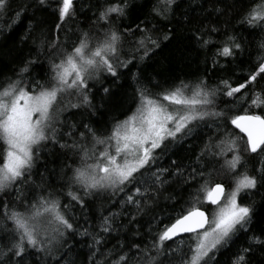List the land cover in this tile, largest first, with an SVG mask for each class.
I'll use <instances>...</instances> for the list:
<instances>
[{
	"label": "snow or ice",
	"instance_id": "snow-or-ice-1",
	"mask_svg": "<svg viewBox=\"0 0 264 264\" xmlns=\"http://www.w3.org/2000/svg\"><path fill=\"white\" fill-rule=\"evenodd\" d=\"M237 26L264 33V0H0V264H77V237L83 264H221L222 250L227 264H264V195L240 202L264 189V115L233 114L264 110V38ZM202 55L203 75H173ZM190 138L202 140L194 161L189 146L190 163L160 165ZM214 174L234 178L227 196ZM97 200L119 210L89 230L75 211L87 224Z\"/></svg>",
	"mask_w": 264,
	"mask_h": 264
},
{
	"label": "trees",
	"instance_id": "trees-1",
	"mask_svg": "<svg viewBox=\"0 0 264 264\" xmlns=\"http://www.w3.org/2000/svg\"><path fill=\"white\" fill-rule=\"evenodd\" d=\"M17 3H22L24 2V0H16ZM93 2H95V0H93ZM101 3H103V0H100ZM244 4L247 3V0H243ZM15 7V5H14ZM52 10L50 9L48 13L43 14L44 18L48 20L49 24L54 23L55 21V17L53 15H51ZM29 15H31V12H29ZM38 16H40V14H37ZM87 16L91 17L92 16V12H87ZM81 23H80V27L86 29L89 24L90 21L85 20L84 15L82 14L79 17ZM125 23H127V21H124ZM22 29L18 28L17 29V33H19ZM237 30L243 34V36L246 38V40L248 41H255V42H259L260 39L264 38V33L259 32V30H253V29H246V28H240L239 26H237ZM54 35V34H53ZM61 38H63L62 34H61ZM16 39V33L12 34L9 41H8V45L9 47L12 44V41ZM252 51V61H255V56H256V51H255V47L253 45V47L251 48ZM27 53V49H25V54ZM42 62L45 65V68H47V61L44 60L43 58ZM244 63L243 64H238V65H234L235 67V72L232 74L231 79L232 82L235 84L237 82H243V77L246 76L248 74V72L251 70V65L247 62L248 61V57L245 56L244 58ZM197 65H199L200 68V74L203 75L204 74V68H205V64H204V56H200L199 59L196 61V63L192 64L191 68H187L183 65L179 66L176 68V70L174 71L173 75L176 74H180V78L181 79H191V76H185L183 75V73H188V72H194ZM207 67L210 69L211 68V59L209 57L208 60V65ZM11 73H9L10 75ZM220 75H227V74H223L221 73ZM209 76H210V83L215 84L218 79L219 76L217 75H213L212 72H209ZM156 79L158 80L159 77H156ZM122 84H125V89L128 93H131L132 88L129 87L128 85L132 84V81L129 79L127 82H125L124 80H121ZM261 85H264V81H261L259 84L256 85L257 88H259ZM235 109L236 111L233 114H244L243 109H247L248 114H260V115H264V110L259 109V108H255V107H249L248 105H241L239 102L235 105ZM121 119H123V117H120ZM237 134L242 135L241 133L238 132V130H235ZM209 134V130L205 129L204 133H203V138L206 140L207 139V135ZM189 146H191L192 151H189L187 153L188 156H191L192 161L195 160V156L192 155V152L194 151L195 153H199L200 151V147L202 146V140L200 139H195V138H190L189 140H187L183 147L180 149H173V152H169L168 155H166L159 163L161 166H169L170 164V159H183L184 163H190L191 161H189L188 159H186V153H185V149H188ZM245 159L247 160V169L250 171L253 167L254 164H256V161L259 159L257 158H253L250 154L245 156ZM71 162V161H69ZM258 166V165H257ZM212 167L215 168H219V164L213 165ZM240 171H243V169H240ZM213 183H223L224 187H225V196H227V194L230 193V191L232 190V188L234 187V178L232 176H227L225 177L223 174L220 175H213ZM195 191V186L194 187H190L188 188V192H193ZM261 195H247L244 192H242L240 194V202L241 203H252L253 199L257 202V205L259 206L260 203H262L261 200V196L264 195V189H261ZM185 199H190V197L187 195V193L185 194ZM225 199L222 200L221 204L225 203ZM103 202L100 200H97L95 205L92 207L91 212L88 214V223L85 224L84 222V218L83 216H81L80 210L76 209L75 211V215L77 216V218L79 219L80 224L82 225V227H86L89 228V230L93 229L94 227H96L97 225L100 224V216L101 213L104 212L105 209L107 208H112L114 211H118L119 207L118 205H111V204H104L103 207H101V204ZM163 203V201H162ZM203 208L204 210L208 213L209 217H211L215 211H217V206L215 205H210V204H203ZM167 211L171 212V209H168ZM179 212V206H177L176 208V212L172 213V215H176ZM167 222V221H166ZM147 225L144 226V228L142 229V232H146L147 231ZM156 230V227L153 226V231ZM113 236H116V233H113ZM190 236H184V237H180L177 238L176 243L179 244L181 243V240L184 241V246L187 247V244L190 242ZM78 240L81 241L80 244H77L75 246V251L73 253L70 254L71 257L76 258L77 254H79V258L77 259V264H83V261L86 258V255L89 252V249L86 246H83V242L85 240H87V237H77ZM122 239V236H121ZM148 240H150V238H146L145 242H148ZM90 242V241H89ZM245 242V239L243 236H241L240 240L237 241V244L233 247L232 251H235L236 248L242 246ZM171 243V242H168ZM115 244V240L109 238V244L108 247L111 248L112 245ZM224 251V255H218L217 259L220 260L221 264H227L228 261V256H229V252L227 250H222Z\"/></svg>",
	"mask_w": 264,
	"mask_h": 264
},
{
	"label": "water",
	"instance_id": "water-1",
	"mask_svg": "<svg viewBox=\"0 0 264 264\" xmlns=\"http://www.w3.org/2000/svg\"><path fill=\"white\" fill-rule=\"evenodd\" d=\"M242 134V133H241ZM243 135V134H242ZM222 200H223V198H222ZM222 200H221V202H222ZM188 235H191V234H183V236L182 237H184V236H188ZM180 238V237H179Z\"/></svg>",
	"mask_w": 264,
	"mask_h": 264
}]
</instances>
